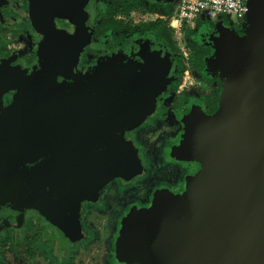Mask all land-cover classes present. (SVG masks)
<instances>
[{
	"label": "water",
	"instance_id": "water-1",
	"mask_svg": "<svg viewBox=\"0 0 264 264\" xmlns=\"http://www.w3.org/2000/svg\"><path fill=\"white\" fill-rule=\"evenodd\" d=\"M40 30L75 18L78 0H28ZM252 0L242 39L217 50L225 93L219 114L188 127L182 155L199 161L187 200L162 196L124 229L125 259L140 264H264V0ZM7 4L0 0V9ZM83 40L58 32L43 42L40 68L23 76L0 63V232L40 219L60 247L79 239L81 201L136 169L123 134L149 112L158 78L113 66L69 78ZM14 91L12 102L3 97ZM13 219L14 223L10 222Z\"/></svg>",
	"mask_w": 264,
	"mask_h": 264
},
{
	"label": "rangeland",
	"instance_id": "rangeland-1",
	"mask_svg": "<svg viewBox=\"0 0 264 264\" xmlns=\"http://www.w3.org/2000/svg\"><path fill=\"white\" fill-rule=\"evenodd\" d=\"M140 1L143 6L130 14L133 24L132 31L130 33L125 32L126 30L122 31V40H118L116 33H107L97 38V32L95 31L96 27L103 22L104 4H114L115 0H82L77 8L79 13L77 20L53 21L40 31L29 29L31 25L27 3L15 1L17 10L13 19L8 20L10 25L6 28L8 31L16 33L17 36L14 38L12 36H7L5 39L0 38V41L4 44V50L2 51L7 54L6 59L0 57V63L5 62L17 68L23 76L30 75L40 68L42 62L40 55L43 51V42L47 37L58 32L65 33L68 36H76L83 40L78 54H84V58L78 62L76 56L69 70V78L61 81H83L90 76L99 74L103 68L109 66H113L123 73L142 74L152 70L158 78V84L150 105V112L155 101L164 97L167 86L175 77L180 76V73H176L174 59L180 57L181 60H184L189 55V50L186 47L187 42L198 39L200 43H209L213 48V54L206 60V71L222 80V103L225 84L218 66L216 52L226 38L242 39L246 35L251 13L246 15L243 20L236 18L227 20L232 27L239 26L247 21V24H244L247 29L240 35L231 31H234L235 28H230L231 30L224 28L219 21L212 20L209 21L211 23H203V25L197 23L199 27L195 25L194 29L191 30L193 35L189 41L184 37L185 31L189 28H185L180 33L172 30L173 35L171 38H167L166 33H164L163 36L166 37V42L158 43L156 41L158 34L153 28V23L161 19L169 27L170 22L167 12L173 13L177 2L176 0L171 2L161 0ZM9 2L14 4L12 0H9ZM142 24H149V30L145 31L141 26ZM209 24L214 27H212V30L208 26ZM27 25L29 26L27 27ZM213 35L215 38L212 39L210 36ZM171 45H173V49H177V52L169 51ZM156 55H158L157 58ZM185 76L183 74V79H185ZM14 94L15 92L11 91L3 97V108L12 102ZM164 100L169 102L171 98L165 97ZM186 200L185 197L184 201ZM98 205L100 206L98 201L89 204L87 210L91 211L82 215V220L87 225L84 239L76 242L71 248H64L61 253H53L55 251L53 249L55 239L45 235L41 236L40 223L36 218L25 220L18 231L14 232L12 230V234L8 239L2 233L1 240L5 239V242L0 241V264H117L122 260L124 261L120 243L121 230L125 221L122 220L114 226H112V222H105L108 217L110 218V215L101 214L100 209H96V213L94 209ZM10 222L14 223L11 219ZM111 226L115 232L111 231ZM111 252L112 255H110Z\"/></svg>",
	"mask_w": 264,
	"mask_h": 264
},
{
	"label": "flooded vegetation",
	"instance_id": "flooded-vegetation-1",
	"mask_svg": "<svg viewBox=\"0 0 264 264\" xmlns=\"http://www.w3.org/2000/svg\"><path fill=\"white\" fill-rule=\"evenodd\" d=\"M12 1L14 4L6 0L7 4L0 9V28L8 31L6 28L10 25L8 20L13 19L15 11L17 10L15 1H23L26 2L29 7V22L31 26L27 25V27L29 26V29H35L31 21L30 2L28 0ZM81 2L82 0H78L75 5L77 11L75 18H53L47 25L42 26L40 30L53 23V21L77 20L79 16L77 8ZM219 22L224 28H235L234 31L230 30L237 35L244 33V30L247 29V26L244 25L247 24V21L239 26L233 27L226 20H221ZM40 30L35 29V31ZM116 34L117 36H123L122 31ZM210 37H212V39L215 38L214 35ZM0 38L3 37L0 36ZM0 42L3 44L2 41ZM188 43L196 50H201L203 48L209 49L211 51L210 56L213 54V48L209 43H200L198 39L196 41L190 40L187 44ZM1 50H3V48ZM170 50L171 48L169 51ZM2 53L5 56L0 54V57L6 59L7 54L4 53V51H2ZM188 58L189 55H187L184 60ZM177 59L181 58H175V62ZM206 70L205 68V70L201 72L204 79H195L188 71L183 72V74L187 73V78L185 76V79H183V74L182 76L175 77L167 86L164 97L155 101L151 111L147 113L136 126L124 132V142L131 146L135 156L136 169L134 173L129 177L118 176L112 179L100 190L95 200H84L80 202L78 214L79 239L69 246L62 248L59 245V239L52 236V238L55 239L53 248L55 250L53 251L54 254L55 252L61 253V250L64 248H71L76 242L84 239L85 227L87 225L83 222L82 215L88 214L91 211L87 210L89 204H94L98 201L100 206L98 205L94 209L95 212L97 213L96 209H100L102 212L101 214L110 215V218L108 217L105 222H112V226L122 220L125 221L121 230L120 245L122 249L125 226L135 214L152 211L161 197L165 195L181 201H184L185 197L187 198L189 186L199 175L202 168L199 161L188 159L181 153L187 138L188 127L191 121L197 118L206 120L214 119L220 111L222 80L219 79L218 76L210 75ZM176 73H179L177 66ZM178 78H181V84L176 90H172L171 84L177 81ZM61 80L62 79H58L59 82H61ZM212 86L213 88L218 87L220 90L218 91L219 93H217L218 96L215 102L213 99L217 89L212 90ZM165 97H170L171 100L165 102ZM261 133L264 134V130H262ZM30 218L34 217L25 215L23 223ZM11 220L13 221L12 218ZM38 220L40 223V219ZM87 221L90 222L89 220ZM112 226L110 229L112 232H115ZM40 228L41 236L45 235L44 228L41 224ZM122 253L124 261L122 260L123 262L121 261L117 264H140L127 261L123 250ZM112 254L111 252L110 255Z\"/></svg>",
	"mask_w": 264,
	"mask_h": 264
},
{
	"label": "trees",
	"instance_id": "trees-1",
	"mask_svg": "<svg viewBox=\"0 0 264 264\" xmlns=\"http://www.w3.org/2000/svg\"><path fill=\"white\" fill-rule=\"evenodd\" d=\"M116 2L114 4H104L105 12L102 15L103 22L96 27L95 31L97 32V38H100L102 35H105L107 33H117L121 32L123 30H126L127 33H130L132 31V19H131V12L138 10L143 6L140 0H115ZM173 13L167 12L168 18L171 17ZM198 25H203V23H199ZM197 25V26H198ZM142 28L145 31L149 30V24H142ZM209 27H213L211 24L208 25ZM199 27V26H198ZM153 28L157 32L156 41L158 42H166V37L163 36L164 33H166L167 38H171L173 35L172 29L167 27V24L165 21H162L161 19L156 20L155 23H153ZM210 29V28H209ZM193 35V31L186 30L184 33V37L186 40L189 41L191 36ZM0 36H2L4 39L7 36H12L13 38L17 36L16 33L8 32L7 30H3L0 28ZM118 40H122L123 36L120 35L117 37ZM187 49L189 50V58L187 60H176V66L177 70L180 73V76H182L183 72L188 71L189 74L195 78V79H204L201 72H203L206 68V60L209 58L211 51L209 49H201L196 50L192 47V45L186 44ZM0 48L4 50V44L0 42ZM173 45H171L172 52H177V49H173ZM0 49V50H1ZM0 54L2 56H5L2 53V50L0 51ZM78 62L84 58V54L80 53L77 56ZM181 84V78H178L177 81L171 84L172 90H176L177 87ZM217 89L215 93V97L213 101L215 102L217 99V96L220 91L218 87L213 88L212 90ZM20 229V228H19ZM12 228H5L2 232H0V241L5 242V239L1 240L2 233L7 239L12 234ZM14 231V230H13ZM6 239V240H7Z\"/></svg>",
	"mask_w": 264,
	"mask_h": 264
},
{
	"label": "built area",
	"instance_id": "built-area-1",
	"mask_svg": "<svg viewBox=\"0 0 264 264\" xmlns=\"http://www.w3.org/2000/svg\"><path fill=\"white\" fill-rule=\"evenodd\" d=\"M252 12V0H179L169 20V27L180 33L183 29H193L197 23L212 20L243 18ZM187 78V73H185Z\"/></svg>",
	"mask_w": 264,
	"mask_h": 264
},
{
	"label": "crops",
	"instance_id": "crops-1",
	"mask_svg": "<svg viewBox=\"0 0 264 264\" xmlns=\"http://www.w3.org/2000/svg\"><path fill=\"white\" fill-rule=\"evenodd\" d=\"M161 1H164V2H165V1H166V2H168V1H169V2H171V1H174V0H161ZM176 2H177V4H176V6H177V5H178V2H179V0H176ZM175 8H176V7H175Z\"/></svg>",
	"mask_w": 264,
	"mask_h": 264
},
{
	"label": "bare ground",
	"instance_id": "bare-ground-1",
	"mask_svg": "<svg viewBox=\"0 0 264 264\" xmlns=\"http://www.w3.org/2000/svg\"><path fill=\"white\" fill-rule=\"evenodd\" d=\"M259 2L261 3L262 1L260 0ZM82 15H83V14H82ZM86 16H87V15H86ZM86 22H87V21H86ZM150 54H151V53H150ZM158 55H159V54H158ZM158 55H156V58H157ZM154 57H155V56H154ZM158 60H159V59H158ZM142 62H143V61H142ZM143 63H144V62H143Z\"/></svg>",
	"mask_w": 264,
	"mask_h": 264
}]
</instances>
